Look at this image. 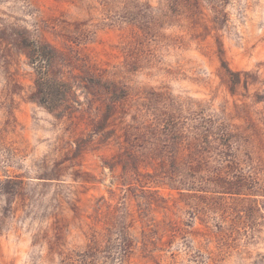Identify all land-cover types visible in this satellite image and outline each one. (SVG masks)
I'll list each match as a JSON object with an SVG mask.
<instances>
[{
  "label": "rangeland",
  "instance_id": "1",
  "mask_svg": "<svg viewBox=\"0 0 264 264\" xmlns=\"http://www.w3.org/2000/svg\"><path fill=\"white\" fill-rule=\"evenodd\" d=\"M0 264H264V0H0Z\"/></svg>",
  "mask_w": 264,
  "mask_h": 264
}]
</instances>
